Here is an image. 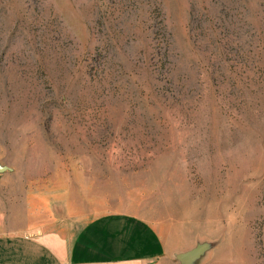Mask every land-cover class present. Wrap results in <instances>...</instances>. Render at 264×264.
<instances>
[{"label": "rangeland", "instance_id": "rangeland-1", "mask_svg": "<svg viewBox=\"0 0 264 264\" xmlns=\"http://www.w3.org/2000/svg\"><path fill=\"white\" fill-rule=\"evenodd\" d=\"M2 163L0 233L68 203L264 264V0H0Z\"/></svg>", "mask_w": 264, "mask_h": 264}, {"label": "crops", "instance_id": "crops-1", "mask_svg": "<svg viewBox=\"0 0 264 264\" xmlns=\"http://www.w3.org/2000/svg\"><path fill=\"white\" fill-rule=\"evenodd\" d=\"M47 209V208H46ZM68 203L31 213L27 228L0 233V264H153V226L132 214L79 217ZM77 216V217H76Z\"/></svg>", "mask_w": 264, "mask_h": 264}, {"label": "water", "instance_id": "water-1", "mask_svg": "<svg viewBox=\"0 0 264 264\" xmlns=\"http://www.w3.org/2000/svg\"><path fill=\"white\" fill-rule=\"evenodd\" d=\"M6 167L7 165L5 163L0 164V171H3ZM207 247L208 244L206 242H197L192 247L176 252V257L185 264H191L204 253Z\"/></svg>", "mask_w": 264, "mask_h": 264}]
</instances>
